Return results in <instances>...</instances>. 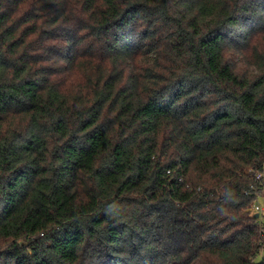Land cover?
<instances>
[{
    "label": "trees",
    "instance_id": "obj_1",
    "mask_svg": "<svg viewBox=\"0 0 264 264\" xmlns=\"http://www.w3.org/2000/svg\"><path fill=\"white\" fill-rule=\"evenodd\" d=\"M264 0H0V264H264Z\"/></svg>",
    "mask_w": 264,
    "mask_h": 264
},
{
    "label": "built area",
    "instance_id": "obj_2",
    "mask_svg": "<svg viewBox=\"0 0 264 264\" xmlns=\"http://www.w3.org/2000/svg\"><path fill=\"white\" fill-rule=\"evenodd\" d=\"M256 179L259 180L260 183H261V190L257 194V197L264 196V174L257 173L256 174ZM252 211H253V213L258 215V219H259V217H260V215L262 213V208H261V206L259 205V203L257 201L254 203V205L252 207ZM259 225H260V223H259Z\"/></svg>",
    "mask_w": 264,
    "mask_h": 264
},
{
    "label": "crops",
    "instance_id": "obj_3",
    "mask_svg": "<svg viewBox=\"0 0 264 264\" xmlns=\"http://www.w3.org/2000/svg\"><path fill=\"white\" fill-rule=\"evenodd\" d=\"M257 202L259 203V205L261 206L262 208V213L258 219V222L260 223V225L262 227H264V196H259L257 198Z\"/></svg>",
    "mask_w": 264,
    "mask_h": 264
},
{
    "label": "water",
    "instance_id": "obj_4",
    "mask_svg": "<svg viewBox=\"0 0 264 264\" xmlns=\"http://www.w3.org/2000/svg\"><path fill=\"white\" fill-rule=\"evenodd\" d=\"M258 218V215L257 214H254V219H257Z\"/></svg>",
    "mask_w": 264,
    "mask_h": 264
}]
</instances>
